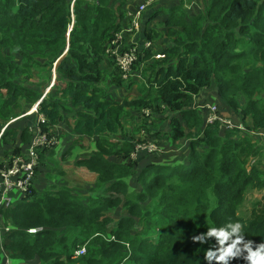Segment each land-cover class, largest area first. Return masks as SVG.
<instances>
[{"label":"trees","instance_id":"obj_1","mask_svg":"<svg viewBox=\"0 0 264 264\" xmlns=\"http://www.w3.org/2000/svg\"><path fill=\"white\" fill-rule=\"evenodd\" d=\"M109 2L0 0V124L38 103L45 133L76 116L73 133L95 140L96 149L74 171L80 180L96 183L92 192L102 190L86 203L80 192H39L34 183L29 196L3 216L12 229L1 234L0 254L15 264L37 258L40 264H208L206 251L218 247L215 238L201 243L194 237L236 221L244 225L246 240L264 242V200L248 215L242 210L247 195L264 190V145L242 134L264 131V0H203V12L191 22L183 6L172 9L170 46L143 72L149 93L123 102L112 101L99 87L106 50L126 26L123 6L113 10ZM149 29L136 41L141 55L134 69L155 56L158 35ZM32 52L44 55L46 63ZM26 75L46 84L25 86L18 76ZM214 83L235 115L250 120L246 130L222 135L217 126L204 128L192 105ZM159 104L173 115L165 137L191 140L189 165H153L137 174L135 143L111 137L125 134L132 110L160 113ZM30 130H20L23 144L32 142ZM18 134L11 128L5 136ZM20 153L16 149L13 155ZM40 156L41 165L44 153ZM135 175L141 190L130 185ZM120 209L127 213L117 221ZM84 246L87 254L74 258ZM229 264L247 262L236 258Z\"/></svg>","mask_w":264,"mask_h":264},{"label":"crops","instance_id":"obj_2","mask_svg":"<svg viewBox=\"0 0 264 264\" xmlns=\"http://www.w3.org/2000/svg\"><path fill=\"white\" fill-rule=\"evenodd\" d=\"M147 1L148 0H110L109 7L113 10H117L119 7L123 6L121 8V10H119V12L124 14L123 24L127 25V23L132 22V17L129 16V13L131 12V10L134 9L135 7H137V5L139 3H140L139 6H141V5L145 4ZM186 1H188L187 4H185ZM141 2H143V3H141ZM155 2L148 9V11H146V13L144 14V18H146V19H147V17L149 18V24L154 22L155 26H152V28H150L149 30H151L152 32L153 31L156 32V34L158 35V38L156 39L155 42H156V44L158 42V46L162 45V48H161V50L157 51V53L154 52L155 56L148 62V64L145 67L149 66L150 64H154L158 60L160 61L163 58L161 54L166 49H168L170 46L172 38L169 36V27H168L167 23H168L169 19L171 18V10L172 9L183 6V9H184V12L186 15V19L189 22H191L192 18L200 15L204 10L203 0H181V2H179V0H170V2L161 1L159 3H157L158 0H155ZM170 6H173V7H170ZM141 34L143 35V33H139V34L135 35L133 38L137 41ZM168 37H170V39H168ZM156 44H154V46ZM144 63H146V62H144ZM109 67H110V64H109L108 60H105L101 63V68L103 70H105V73H107ZM136 70H138V72L134 73L135 81L140 79V84H142V83L147 84L146 86H148V88H149L148 83L143 78V72H144L143 68L138 67ZM104 80L99 84V87L104 88V89L107 88L108 90H111L110 86L108 84H107L106 88L103 87V85L105 84ZM132 85L133 84L129 85L128 86L129 88H127V89L131 90V88L133 87ZM215 85L216 84L214 83L211 87L213 88V86H215ZM211 87H210V89L209 88L206 89V92H205V90L202 91V93L199 95V97L202 99L201 102L209 100L210 93L208 94L207 92L209 90L211 91V89H212ZM215 88H216V86H215ZM124 89H126V88L124 87L122 90L125 91ZM50 90L51 89L48 88L45 91L44 98L47 96V94H49L51 92ZM149 90H150V88H149ZM149 90H148L147 94L149 93ZM143 93H145V92H143ZM147 94H145V95H147ZM142 96H144V95L140 94L139 96H134V91H133V95L131 97L138 98V97H142ZM204 98H205V100H203ZM218 103H219L218 105H219L220 111L224 116L232 119L234 121V123H237V124L241 123V118L238 117L237 115H235L233 110L226 104V102L224 100L219 99ZM29 105L31 106V104H29ZM31 109L32 108H28V109H26V111L21 113V115H19L17 118L12 117L10 119L9 122L16 120L14 123L15 125L11 126V128H15L17 131H19V134H18V137L14 138L13 140H11V137L9 135H6V136L4 135L5 137L3 136L1 138V141H0V163L4 162V161H8L16 149H21V151L25 152L29 148L30 143H26V144L22 143V141L20 139V130L22 131L23 129L30 127L29 124L32 123V120L34 118L33 117L32 118L31 117H23V116L26 113H28ZM169 118H170L169 121H165L164 123H162V120H160V122L157 123L156 126H153L151 128V130H152L151 136L153 135V137L160 138V135H156L157 132H161L162 134L168 133L170 131L169 127L171 126V117H169ZM75 119H76V116H74L72 114H71V116L68 115L67 117H65V120L63 122H61L58 126H56L55 128L52 129L51 135L55 139V145L51 149L44 150L43 163L39 168L37 180H36V183L34 185V189L36 191L44 192V191L51 190L52 188H54L55 190L64 188V186H65V184H67L66 182L68 180H71L73 182L72 192H73V190H76V194H79L77 192H80V190H86V192H88V190H90L91 187H87V184L91 183V182H86V179L85 180H77V179L72 180L69 178L67 179L64 177V175L66 173H61L62 171L59 170L60 167H62V165H64V164H62V162L60 163V160L63 161L64 154L66 153V148H67L68 144L72 145V147L70 149L71 155L70 156L68 155L67 159H66V163L68 165L70 163H72V165L75 167V165L78 161H80L82 159L89 158L88 154L90 152H86V149L82 146L83 143L78 145V141L80 140V142H83L84 140H88L89 142H92V140L87 139L85 137L77 136L73 133L72 127H73V122ZM68 120L71 121V123H72L71 125L69 124ZM6 124H0V136L2 134V129L4 128V126ZM60 130H62V132H60ZM31 135H32V133H31ZM22 144H23V146H21ZM160 147L162 148V153H160V154H150V153L145 151V152H141L135 156L134 160L137 163V165L135 166V170H136L137 174H140L144 169H146L147 167L153 166V165L157 166V167L168 166V165L177 166L181 163H183V165H189L188 158H189L190 151H191V149H190L191 140L190 139L185 138V139H182L180 141H177L174 146H165V144L162 143V145ZM86 155H88V156H86ZM111 159L116 160L115 157H112ZM121 162L126 163L129 161L128 160H121ZM58 172H60V175ZM132 178H135V183L131 181L130 185L132 186L133 184H135V187L134 186H132V187L135 189L137 188V189L141 190V186L138 184V181H137V175H135ZM81 183L85 184V185H81ZM93 183L95 184V189H96V183L95 182H93ZM75 186H76V188H74ZM120 212L118 213V215L120 217H122L123 215H125L127 213V211H125V209H120ZM116 214H117V212H115V216H116ZM42 231H43V228H42ZM1 236L2 235H0V238H1ZM1 254L3 255V253H1ZM4 256L7 257L5 254H4ZM14 264H15V262H14ZM19 264H23V263H19ZM24 264H40V260L37 258L31 262H27Z\"/></svg>","mask_w":264,"mask_h":264},{"label":"built area","instance_id":"obj_3","mask_svg":"<svg viewBox=\"0 0 264 264\" xmlns=\"http://www.w3.org/2000/svg\"><path fill=\"white\" fill-rule=\"evenodd\" d=\"M155 0H148L145 4L135 7L129 13L132 17V22L127 23L121 32L117 33L110 41L105 58L110 60L119 70L121 77L127 82L134 75V68L139 63L140 52L138 51V43L133 38L135 35L144 32L143 22L145 21L144 14L147 9L154 4ZM151 43H147L149 48ZM54 78H56L54 76ZM56 84L53 81L51 87ZM50 87V89H51ZM193 109L202 114L206 126L219 124L220 128H228L224 124L233 128L231 121L226 120L219 114L218 108L214 104L206 106H193ZM23 117H33L30 132L32 133V142L27 151H21L20 154L12 155L8 161L0 163V233H10L12 226L6 224L4 215L10 211L17 202L27 198L31 193V189L35 183L37 169L40 166V152L44 149H51L55 145V139L52 138V129L49 133L42 130V123L45 118L39 113V103L35 104L32 109ZM16 120L7 123L2 129L1 138L14 126ZM177 141L170 140V144H176ZM162 140L157 137H152L146 145L138 146L135 144L136 152L132 154L133 159L141 152L150 154L162 153V148L159 144ZM42 229H30L28 233L35 235L41 232ZM110 239H114L113 237ZM86 247H82L75 251L74 258L83 257L86 254ZM0 264H14V262L6 257Z\"/></svg>","mask_w":264,"mask_h":264},{"label":"rangeland","instance_id":"obj_4","mask_svg":"<svg viewBox=\"0 0 264 264\" xmlns=\"http://www.w3.org/2000/svg\"><path fill=\"white\" fill-rule=\"evenodd\" d=\"M161 1L170 2V0H158L157 3L161 2ZM179 2H181V0H179ZM141 3H143V2H141ZM187 3H188V1H186L185 4H187ZM139 5H140V3L137 5V7ZM170 7H173V6H170ZM148 9H147V11H148ZM143 26H144V32H145L147 28H152V26H155V24H154V22L149 24V18L147 17V19L145 18V21L143 22ZM153 32L156 34L155 31H153ZM168 39H170V37H168ZM154 44H156V42H154ZM154 44H153L152 50H154L155 53H157V51L161 50L162 45L158 46V42L155 46H154ZM31 54L33 56H36V60L39 63H41L42 65H44V63H46V57L44 55L39 56L33 52ZM148 62L149 61L147 60L146 63H144V62L141 63L139 65V68H143V71H144L146 69L145 66L148 64ZM40 72L42 73L43 71L40 70ZM136 72H138V70L134 69V73H136ZM54 76H56L55 72H54L53 77ZM134 76L135 75L131 76V78L127 82H125L124 79L121 77L119 70L116 67L115 68L109 67V69L106 73V76H105V80H104L105 84L103 85V87L106 88L107 84H108L110 86L111 90H108L107 88L106 89L101 88V87L100 88L106 92L109 99H111L112 101H116V102H123L125 100H130V99L134 98V97H131L133 95V91H134V96H139L140 94H142V95L147 94V92L149 90L148 86H146L147 84H144V83L140 84V79L135 81ZM18 78L21 82L24 83L23 85L28 86L30 88H32V87L40 88V87H44V85L46 84L44 79L41 77H28L26 75V76H18ZM54 80H56V78H53V80L51 82L53 83ZM120 80H122V82ZM131 84H133L132 85L133 87L131 88V90H128L127 88H129L128 86ZM215 86H213V88L211 87L212 88L211 91L209 90L207 92L208 94L210 93L209 100L201 102L202 99L199 96H197L194 99V103L192 105V108H193V106L198 107L200 105L206 106L208 104H214L217 106L219 114L221 115V117L226 119V120L231 121L233 128L231 129V127H229V125H226V124H224V126H227L228 128H222V129L220 128L219 124L209 125V126L219 127L220 128V134H222V135H225L228 130H239L240 129L239 127H236L233 125L234 121L232 119L224 116L221 113L219 105H218L219 104L218 101H219V99H221V100H223V99L219 96L217 87L215 88ZM124 87L126 88V89H124L125 91L122 90ZM143 92H145V93H143ZM205 92H206V90H205ZM52 95H53V97L56 96L55 91L52 93ZM203 100H205V98ZM158 106L161 109L160 113L155 112V110H152V111H150V110H132V115L129 118V121L127 122L125 134L122 137L121 136H117V137L112 136L111 138L114 140H120L121 142H123V141L133 142L138 146L146 145L148 143V141L151 140L153 137V135L151 136V134H152L151 128L153 126H156L157 123L160 122V120H162V123H164L165 121L170 120L169 117H173L172 114H169L168 111H166V109H165V107H163V105L159 104ZM24 111H26V108L18 110L19 114L23 113ZM200 115L202 116L201 113H200ZM68 122L70 125L72 124L70 120H68ZM240 124L243 125L244 128L245 127L248 128V126H250V120L248 119L247 121H244V122L241 121V123L236 124V125H240ZM205 127H207V126L205 125L204 128ZM246 128H245V130H246ZM169 129H170V131L168 133H164V134L161 133L160 134V138L163 139L162 142L165 144V146L171 145L170 139L165 137L167 134H169L172 131L171 126L169 127ZM147 131H149V132H147ZM60 132H62V130H60ZM242 134L251 138L252 141H254L255 143H258V144L260 143V144L264 145V131L263 132L260 131V132H256V133H251L249 131L247 133V131H244ZM14 138L15 137H12L11 140H13ZM52 138H54V137L52 136ZM81 143H83L82 146L86 149V152H90L88 155L91 156V154L93 153V150L96 149V141L94 140L92 142H89L88 140H84L83 142H80V140H79L78 145H80ZM71 147H72V145H69V144L67 145L66 153L64 154L63 161L60 160V163L62 162V164H64V165H62L63 168L60 167L59 170L62 171L61 173H66V175L69 176V179L80 180L78 178L79 172L74 171L75 168H73L74 166L72 165V163H70L69 165L66 163V159L70 153ZM43 153H44V151L40 152L39 157H41L40 155ZM88 155H86V156H88ZM260 159H264V157H261ZM42 163H43V161H41V165H42ZM254 163H255V160H252V164H254ZM40 166H39V168H40ZM260 169H264V162H263V165L260 167ZM58 173L60 175V172H58ZM36 180H35V183H36ZM131 181L135 183V178H132L130 180V183H131ZM86 182H91V183L87 184V187H91L90 190H88V192H86V190H80V193H81V196L84 197V201L87 203L89 197L92 196L95 198L99 194H101L102 192H101V190H97L96 192L95 191L92 192V190H95V184L93 183V180L88 181V179H86ZM66 183L67 184H65V186H64V188L66 190H70L73 188V182L71 180H68ZM81 185H85V184L81 183ZM132 186L135 187V184H133ZM73 192L76 193V190H73ZM91 192H92V194H91ZM259 200H264V190H262V191L254 190L252 193L247 195L245 204L242 208L243 213L248 215L251 211H253V209L255 208V204ZM27 202L29 203V205H31L33 200L31 199V200H28ZM118 211L120 212V210H117L116 211L117 214L115 216L116 217L115 219L117 221L121 218L118 215V213H119ZM0 235H1V233H0ZM86 254H87V250H86ZM74 256H75V253H74L73 257ZM0 259H1V262L4 260V257L2 254H0Z\"/></svg>","mask_w":264,"mask_h":264},{"label":"clouds","instance_id":"obj_5","mask_svg":"<svg viewBox=\"0 0 264 264\" xmlns=\"http://www.w3.org/2000/svg\"><path fill=\"white\" fill-rule=\"evenodd\" d=\"M243 228L240 221L230 222L223 227L210 228L206 234L195 236L194 240L205 243L209 238H215L218 247L206 251L208 264L214 260L216 264H229L236 258H243L247 264H264V242L256 244L246 240Z\"/></svg>","mask_w":264,"mask_h":264},{"label":"bare ground","instance_id":"obj_6","mask_svg":"<svg viewBox=\"0 0 264 264\" xmlns=\"http://www.w3.org/2000/svg\"><path fill=\"white\" fill-rule=\"evenodd\" d=\"M237 123H233V125L234 126H236V127H239L240 129L239 130H242V131H244L245 130V128L243 127V125H236ZM44 150H46V149H44Z\"/></svg>","mask_w":264,"mask_h":264},{"label":"water","instance_id":"obj_7","mask_svg":"<svg viewBox=\"0 0 264 264\" xmlns=\"http://www.w3.org/2000/svg\"><path fill=\"white\" fill-rule=\"evenodd\" d=\"M56 65H57V64H56ZM55 68H56V66H55ZM54 72H55V71H54ZM55 75H56V73H55ZM32 125H33L32 123L29 124L30 127H31Z\"/></svg>","mask_w":264,"mask_h":264}]
</instances>
